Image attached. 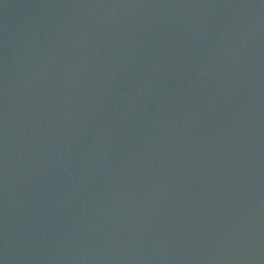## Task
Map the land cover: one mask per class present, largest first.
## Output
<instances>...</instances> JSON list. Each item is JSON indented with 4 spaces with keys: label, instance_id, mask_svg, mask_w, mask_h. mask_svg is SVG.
<instances>
[{
    "label": "water",
    "instance_id": "1",
    "mask_svg": "<svg viewBox=\"0 0 264 264\" xmlns=\"http://www.w3.org/2000/svg\"><path fill=\"white\" fill-rule=\"evenodd\" d=\"M0 264H264V0H0Z\"/></svg>",
    "mask_w": 264,
    "mask_h": 264
}]
</instances>
